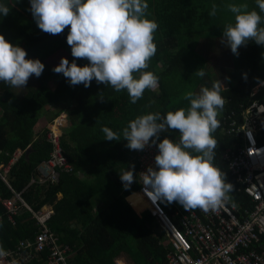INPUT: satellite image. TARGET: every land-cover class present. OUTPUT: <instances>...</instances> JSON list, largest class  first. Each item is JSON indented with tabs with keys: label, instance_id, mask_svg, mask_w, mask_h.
<instances>
[{
	"label": "trees",
	"instance_id": "trees-1",
	"mask_svg": "<svg viewBox=\"0 0 264 264\" xmlns=\"http://www.w3.org/2000/svg\"><path fill=\"white\" fill-rule=\"evenodd\" d=\"M146 2L147 18L158 24L154 33L157 51L149 67L142 71L153 72L159 83L157 88L145 90L142 99L132 104L126 90L116 92L111 86L98 85L95 80L88 88L82 84L70 86L63 74L52 71L53 66L47 59L62 49L72 62L66 40L69 29L65 28L58 35L46 34L37 27L28 11L29 0H0V4L10 9L9 15L0 16V34L25 49L26 58L39 59L45 65L42 75L31 77L27 87L14 88L0 81V166H7L13 154L19 153L7 173L0 168V248L11 264H46L47 250L39 254L31 248L19 247L21 241L36 238L40 224L35 213L44 208L51 211L45 226L58 236L60 244L71 247V264H113L119 253H125L133 264H167L163 236L153 232L154 218L147 211L140 217L123 207L125 198L139 188V182L125 189L119 173L134 165V175L139 180V151L125 147L127 142L123 140L122 130L140 115L187 110L190 103L184 99L185 93L199 94L201 88H211L214 81L221 79L205 67L206 56L196 51L198 44H215L229 51L233 72L224 79L226 86L221 95L226 102L217 116L226 122V127L234 120L241 124L243 110L254 101L264 105V87L251 96L252 89L264 82V47L249 42L236 56L221 43L224 27L234 23V14L227 5L247 4L248 10H256L264 18L256 0ZM213 4L217 12L210 16ZM76 62L80 66L88 63L83 59ZM198 68L204 70V77L195 74ZM134 76L138 78L139 73ZM61 112L66 113L69 125L59 133L58 142L69 167L56 166V180H42L40 169L51 158L53 150L48 136L52 127L46 125L43 133L35 132V128L46 118L52 122ZM104 126L120 133L121 141L104 140L101 131ZM221 130L225 132L218 127L212 133L217 140L213 164L226 175V182L233 185V190L227 194L230 200L250 205L249 198L238 190L241 184L234 179L224 158L238 139ZM165 136L174 142L180 139L178 132L161 133L160 139ZM258 143L264 144V131L258 136ZM28 146L30 150L26 151ZM102 190L114 195V200L107 210L97 211L93 198ZM16 194L26 207L16 200L17 212L10 214L2 201L15 199ZM127 200L137 211L145 209L139 193Z\"/></svg>",
	"mask_w": 264,
	"mask_h": 264
},
{
	"label": "clouds",
	"instance_id": "clouds-1",
	"mask_svg": "<svg viewBox=\"0 0 264 264\" xmlns=\"http://www.w3.org/2000/svg\"><path fill=\"white\" fill-rule=\"evenodd\" d=\"M256 3L264 13V0ZM29 4L28 11L42 32L58 35L69 29L66 40L73 60L70 63L61 57L52 71L63 74L70 86L82 84L88 88L95 80L116 92L126 90L132 104L142 99L145 90L158 87L159 78L153 72L142 71L149 67L157 51L154 33L158 24L147 18L146 0H29ZM227 9L234 14V23L224 27L221 43L236 56L249 42L264 47V18L256 10H248L247 4H228ZM216 12L213 4L209 15L215 16ZM9 13V7L0 4V16ZM26 57L25 49L0 34V81L24 88L31 77L39 78L45 65L39 59ZM81 59L88 63L78 65L76 61ZM134 73H139L138 78ZM195 74L205 76L202 68ZM223 86L217 80L211 88H201L199 94L189 91L184 96L190 103L187 110L140 115L123 128L127 149H158L155 166L140 173L142 183L139 182L153 202H177L186 211L199 208L207 213L223 207L228 200L233 185L213 164L217 140L212 133L220 125L217 116L226 102L221 95ZM101 131L104 140L121 141V134L110 127L104 126ZM167 132H178L179 142L167 136L161 140V133ZM134 172L135 166L131 165L119 173L125 189L138 182ZM3 255L6 253L0 248Z\"/></svg>",
	"mask_w": 264,
	"mask_h": 264
},
{
	"label": "built area",
	"instance_id": "built-area-1",
	"mask_svg": "<svg viewBox=\"0 0 264 264\" xmlns=\"http://www.w3.org/2000/svg\"><path fill=\"white\" fill-rule=\"evenodd\" d=\"M263 113L264 110L258 113V107L253 103L243 110L242 124L238 125L234 120L226 127V122L218 118L219 128H224L227 134L240 139L234 149L225 152L224 158L234 179L241 184L238 190L249 198L250 205L240 201L234 203L228 196L224 206L216 211L205 213L199 208L185 210L179 213L178 221L175 222L161 201L153 202L145 194L141 184L139 193L165 232L170 246L166 253L167 264H264V144L258 143V136L264 129V119L261 120ZM55 134L51 132L49 135L53 150L51 158L40 169L42 180H56L55 167H68ZM157 152L155 146L138 152L139 179L140 173L149 166H155L154 157ZM13 162L4 168V173H7ZM16 200L26 207L18 194L15 199L2 201L10 214L17 212ZM50 213L46 208L35 213L40 230L33 241H21L19 247L25 250L31 248L39 254L47 250L46 264H70L69 246L60 244L56 234L45 226ZM16 253L21 255V252ZM6 255L0 256V264L12 263ZM112 262L128 264L116 259Z\"/></svg>",
	"mask_w": 264,
	"mask_h": 264
},
{
	"label": "rangeland",
	"instance_id": "rangeland-1",
	"mask_svg": "<svg viewBox=\"0 0 264 264\" xmlns=\"http://www.w3.org/2000/svg\"><path fill=\"white\" fill-rule=\"evenodd\" d=\"M196 51L200 52L206 56L205 67L208 68L209 70H212V72L215 76H217V75L220 76V78H221L220 81L224 84L223 87H225L226 84H225L224 79L227 77H231L232 72H233V70L231 68V64H230V59H229V51H226L225 47L223 49H221L215 44H206V43L198 44L196 47ZM61 57H65V58L67 57V53L64 52V50H62V49L59 50L58 52H56L53 56L51 55L47 59H48L49 63L51 64V66L55 67L56 65L59 64ZM51 86H53V83H51ZM262 87H264V82L258 84L255 88H253L251 91V95L253 96L254 94H256ZM157 92H158V90L156 89V93ZM1 115H2V109L0 108V116ZM263 119H264V113L261 115V120H263ZM57 120H59L58 123H57ZM43 121L44 122H40L38 127L35 128V132L41 131L43 133L45 126L50 124L52 127L50 129H52V130H50V132L48 133V136L50 135L51 132H53V133L56 132V134L58 135L59 133H61L63 131L64 128L68 127V125H69V121H68V118H67V115L65 112L58 113V115L53 119L52 122L51 121L49 122V119H47V118ZM53 129H56V130L54 131ZM56 134L54 135V137L58 138V136ZM174 139H175V137H174ZM177 139H179V138H177ZM13 157L14 158L12 160H15L18 157L17 153H14ZM4 168H6V166L2 167L1 169L4 170ZM109 195H110V193L105 192L103 194H100L98 196V198L107 203L108 199H109L108 198ZM161 205H163V207L167 210V209H169L171 204L167 203L166 201H162ZM125 260H126V258H125ZM126 261L129 262L128 260H126Z\"/></svg>",
	"mask_w": 264,
	"mask_h": 264
},
{
	"label": "crops",
	"instance_id": "crops-1",
	"mask_svg": "<svg viewBox=\"0 0 264 264\" xmlns=\"http://www.w3.org/2000/svg\"><path fill=\"white\" fill-rule=\"evenodd\" d=\"M254 104H256V106L257 105H260V103H258L257 101H254L253 102ZM252 103V104H253ZM243 123V122H242ZM241 123V124H242ZM224 134H225V132L223 131V130H221ZM264 131V130H263ZM227 135V134H226ZM234 137H236L237 138V136H235V135H233ZM238 140H237V143L239 142V138H237ZM236 145V144H235ZM79 175V177L81 178H83V176L81 175V174H78ZM139 178V177H138ZM138 182H140L141 183V181H140V179L138 180ZM139 183V188L135 191V192H133V193H131L130 195H128L126 198H125V204L123 205V207H124V209L125 210H128L129 209V211L131 210H133L136 214H138V216H140L141 217V215H142V213H144V212H149L150 213V215L152 216V218H154V221H153V226H152V228H153V232L154 233H158V234H160V235H162L163 236V240H162V244L164 245V247L166 248V250H167V252H168V250L170 249V246L167 244L168 243V241H167V238H166V234H165V232L163 231V229L161 228V226L159 225V222H157V220H156V218L152 215V212H151V210L149 209V206H148V203L147 202H145L144 200H143V198H142V196H141V194L139 193V189H140V186H141V184ZM107 190V188L105 189V191ZM105 191L103 192V190H102V193L101 194H103V193H105ZM135 193H139L140 194V196H141V198H142V200H143V202H144V206H145V209L144 210H142V211H137L136 209H134V207L129 203V201L127 200V198L129 197V196H131L132 194H135ZM98 196L99 195H96L94 198H93V205H94V207H95V210H97V211H101V210H107V208H108V206H109V204L112 202V199H113V196H111V195H109V199H108V202L106 203V202H104L103 200H100L99 198H98ZM59 197H61V196H59ZM114 200V199H113ZM161 203H162V201H161ZM148 206V207H147ZM171 212V217L172 218H174L176 221L175 222H177L178 221V216H179V213H181V212H183V211H185V209H181L180 208V206L177 204V203H175V202H172L171 203V205H170V207H169V209H167V212ZM57 236V235H56ZM57 238H58V236H57ZM59 239V238H58ZM60 243V242H59ZM62 245H66V246H69V245H67V244H62ZM133 246H135L134 244H133ZM69 248H70V256H69V263H70V259H71V257L73 256V252H72V250H71V247L69 246ZM125 258H126V260H128L129 262H127L126 260H125ZM114 259H116V260H121V261H124L125 263H128V264H133L132 263V261L128 258V256L125 254V253H119V256L118 257H116V258H114ZM71 264V263H70Z\"/></svg>",
	"mask_w": 264,
	"mask_h": 264
},
{
	"label": "bare ground",
	"instance_id": "bare-ground-1",
	"mask_svg": "<svg viewBox=\"0 0 264 264\" xmlns=\"http://www.w3.org/2000/svg\"><path fill=\"white\" fill-rule=\"evenodd\" d=\"M263 110H264V108H263V107H260V108L258 109V113H261Z\"/></svg>",
	"mask_w": 264,
	"mask_h": 264
},
{
	"label": "water",
	"instance_id": "water-1",
	"mask_svg": "<svg viewBox=\"0 0 264 264\" xmlns=\"http://www.w3.org/2000/svg\"><path fill=\"white\" fill-rule=\"evenodd\" d=\"M30 150V146H28V149L26 151H29Z\"/></svg>",
	"mask_w": 264,
	"mask_h": 264
}]
</instances>
